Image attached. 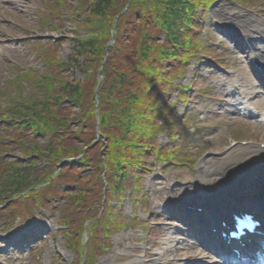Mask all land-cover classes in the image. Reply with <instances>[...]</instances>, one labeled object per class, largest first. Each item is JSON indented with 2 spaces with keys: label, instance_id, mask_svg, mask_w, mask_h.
<instances>
[{
  "label": "rangeland",
  "instance_id": "rangeland-1",
  "mask_svg": "<svg viewBox=\"0 0 264 264\" xmlns=\"http://www.w3.org/2000/svg\"><path fill=\"white\" fill-rule=\"evenodd\" d=\"M94 1L0 0V175L10 174L9 165L14 161L19 166L35 162L44 166L46 161L35 154L27 156L18 141L10 144L9 137H18V131L22 140L31 144L46 145L48 140L34 135L30 128L11 125V109L26 101L28 94L37 99L43 96L45 87L32 84L39 74L56 72L70 79L82 78L78 69H60L52 60L73 56L71 39L78 32L89 31L79 24ZM238 1L247 7L230 0H203L196 8L195 21L184 32L189 44L181 50L190 53L175 63L177 74L170 87L161 92V127L152 143L164 151L174 145L172 160L157 161L151 150L148 168H131L119 182L121 188L110 193L111 202L107 201L104 212L93 220L96 222L90 225L86 220L84 226L79 225L78 237L76 233L67 236L61 229L60 213L67 193L54 201L55 205L51 203L53 208L30 213L23 208L15 215L4 204L5 212H0V264H135L139 259L144 260L142 264H180L167 258L181 257L171 255L172 251L177 253L176 247L182 249L197 241L190 230L186 231L184 220L175 215V204L222 199L214 198L217 193L212 196V192L217 185L234 186L233 179H225L222 172L234 161L229 156L236 157L243 148L264 143L262 124L234 118L231 111L240 96L247 95L251 100L246 104L257 110L264 100L258 101L251 93L249 80V85H237L242 84L244 73L253 79L257 76L250 60L256 52L244 53L235 46L233 35L241 28L225 18L226 12H239L263 20L260 24L264 26V0ZM176 125L178 137H169ZM73 163L80 166L77 159ZM85 174L87 178L93 176ZM2 198L5 203L6 198ZM92 205H85L82 213L87 215ZM34 231L29 244L16 251L13 242L26 239ZM73 244L76 248L71 247Z\"/></svg>",
  "mask_w": 264,
  "mask_h": 264
},
{
  "label": "trees",
  "instance_id": "trees-1",
  "mask_svg": "<svg viewBox=\"0 0 264 264\" xmlns=\"http://www.w3.org/2000/svg\"><path fill=\"white\" fill-rule=\"evenodd\" d=\"M202 2L91 3L92 8L79 24V28L89 31L78 32L74 38L73 56L69 60L54 59L63 69L77 68L83 78L39 74L32 84L45 87L43 96L37 99L28 94L26 101L12 106L11 118L17 119L15 123L30 128L34 134L48 136L46 145L26 142L23 135L16 138L27 155L41 156L47 164L41 168L36 163L29 166L10 163V174L0 175V200L15 197L8 205L13 210L27 204L46 207L52 199L67 193L69 206L63 211V221L67 230L80 233L78 225L84 226L86 220L92 225L96 222L92 220L99 216L97 201L103 192V171H107L105 179L119 188L120 178L130 167H142L151 150L156 158L166 160L152 144L161 125L158 120L164 107L161 92L170 83L175 63L190 53L181 50L187 42L184 32L193 24L196 8ZM115 26L116 41L107 50ZM99 74L103 75L101 80ZM97 114L100 140L93 144L98 137ZM69 158L77 159L80 166L73 165ZM59 163H62L60 170ZM85 172L93 176L87 178ZM92 202L93 214L91 210L83 214L85 205ZM72 209L78 212L75 214Z\"/></svg>",
  "mask_w": 264,
  "mask_h": 264
},
{
  "label": "bare ground",
  "instance_id": "bare-ground-1",
  "mask_svg": "<svg viewBox=\"0 0 264 264\" xmlns=\"http://www.w3.org/2000/svg\"><path fill=\"white\" fill-rule=\"evenodd\" d=\"M223 19V17H221ZM225 18H227L229 21H233V22H236V25L238 24V26L241 27V29H239L240 31H242L246 36H249V35H255V34H261V36H264V27L260 24V21L263 22V20H257L251 16H247L245 14H242V13H235V12H232V11H229V12H226L225 14ZM254 43H257L254 41ZM264 50V46L262 47ZM246 75V74H245ZM247 76V75H246ZM263 105H261V107H263ZM256 151H247V152H244L243 154H241L240 156H236L233 154L232 157L230 155V158H234V161L232 162L233 164L230 165L225 172L229 171L230 169L232 168H235L236 166L239 167V166H246L247 164L249 163H254V158L257 156L256 154ZM259 156V155H258ZM258 169H261V170H264V167H255V168H248L247 169V172L250 174L254 173L255 171H258ZM237 179H240V178H244L245 176H248V174L246 173H242L240 171H237ZM264 183V182H263ZM214 191L216 192L217 191V188H214ZM183 194V193H182ZM176 206V204H175ZM205 208V207H204ZM205 210H212V209H205ZM218 216V217H217ZM212 216H204V218H206V220H210L212 222L216 221L218 222L219 219L221 218H224L223 216L221 215H216L214 216L212 219H211ZM205 220V219H204ZM211 240H209L208 242H210ZM13 244H15V242H13ZM205 246V244H204ZM177 250V253H175V251L171 254V255H176V254H180V255H183V256H194V255H197V254H202L204 256V253L207 252V251H204L206 250L205 247L204 249H200V251H198V245L196 244H190V245H187L182 247V249L180 248H176ZM198 251V252H197ZM197 252V253H196ZM170 257V256H169ZM179 256H174V259H177ZM169 259V258H167ZM144 260L142 259H139V261L137 260V262L135 264H142Z\"/></svg>",
  "mask_w": 264,
  "mask_h": 264
}]
</instances>
